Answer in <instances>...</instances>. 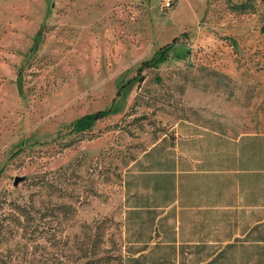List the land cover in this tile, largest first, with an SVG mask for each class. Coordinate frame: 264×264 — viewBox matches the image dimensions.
I'll use <instances>...</instances> for the list:
<instances>
[{"label":"rangeland","instance_id":"374dc122","mask_svg":"<svg viewBox=\"0 0 264 264\" xmlns=\"http://www.w3.org/2000/svg\"><path fill=\"white\" fill-rule=\"evenodd\" d=\"M263 10L262 0H0V264H264L254 246L178 254L171 210L147 244V214L126 218L130 193L152 180L131 174L168 165L140 163L146 150L202 159L210 130L238 133L246 114L264 130V88L249 80L264 68Z\"/></svg>","mask_w":264,"mask_h":264},{"label":"crops","instance_id":"0c3cea01","mask_svg":"<svg viewBox=\"0 0 264 264\" xmlns=\"http://www.w3.org/2000/svg\"><path fill=\"white\" fill-rule=\"evenodd\" d=\"M249 80L255 83L256 89L264 88V68L256 71L255 79ZM252 116L236 117L239 131L235 134L211 129V143L202 159L195 160L183 150L176 157L165 158L156 153L158 145L145 151L146 159L140 160V163L154 165L157 161H166L168 165L171 164L162 168L152 166L143 170L142 175L131 174V177L152 178L148 184L142 185L145 192H131L135 202L126 204L127 221L133 213L148 216L150 227L147 240L143 241L145 244L153 240L156 231L160 230L159 222L166 220L171 210L176 225L172 239L167 242L175 243L178 254L186 252L185 246L208 247L211 243H218L207 249L212 254L246 246H254V252H263L264 167L258 162L264 155V130L262 123H259L260 116L257 113ZM225 121L223 117V123ZM192 133H181V136L188 137ZM246 154L251 165H247V160L243 159ZM157 198L160 199L157 203L151 202ZM199 220L202 224H199ZM216 220L228 224L223 228L210 224ZM195 251L193 248L190 250ZM214 257H206L204 264H211L209 260L213 261Z\"/></svg>","mask_w":264,"mask_h":264},{"label":"trees","instance_id":"16d2710c","mask_svg":"<svg viewBox=\"0 0 264 264\" xmlns=\"http://www.w3.org/2000/svg\"><path fill=\"white\" fill-rule=\"evenodd\" d=\"M174 40H175V38H174ZM168 45L169 44H166V47ZM151 59L152 58L142 61L141 64H140V66H139V68H141L144 65H148L150 63ZM105 114H106V110L105 109H98V110H96L93 113H88V114H85V115L81 116L78 119V121L76 122V129L79 130V131H81V132H83L82 130H80V128L90 125L92 121L103 117ZM82 136L80 138L86 137L85 135H82ZM87 137L89 138L91 136H87ZM74 141H76V140H74ZM74 141H70L66 145H71V144L74 143ZM102 152H104V150H101L100 151V153H102ZM211 261L212 260H209L210 263H211Z\"/></svg>","mask_w":264,"mask_h":264},{"label":"water","instance_id":"95a60500","mask_svg":"<svg viewBox=\"0 0 264 264\" xmlns=\"http://www.w3.org/2000/svg\"><path fill=\"white\" fill-rule=\"evenodd\" d=\"M263 1V4H264V0H262ZM263 17H264V10H263ZM264 26V25H263ZM18 180V178L16 177L15 178V181H17Z\"/></svg>","mask_w":264,"mask_h":264}]
</instances>
